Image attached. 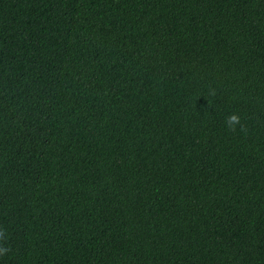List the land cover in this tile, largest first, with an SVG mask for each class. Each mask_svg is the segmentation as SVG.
<instances>
[{
  "label": "trees",
  "instance_id": "obj_1",
  "mask_svg": "<svg viewBox=\"0 0 264 264\" xmlns=\"http://www.w3.org/2000/svg\"><path fill=\"white\" fill-rule=\"evenodd\" d=\"M0 227V264H264V0H0Z\"/></svg>",
  "mask_w": 264,
  "mask_h": 264
},
{
  "label": "clouds",
  "instance_id": "obj_2",
  "mask_svg": "<svg viewBox=\"0 0 264 264\" xmlns=\"http://www.w3.org/2000/svg\"><path fill=\"white\" fill-rule=\"evenodd\" d=\"M238 123H239V117L237 115L233 114L228 118V120L226 122V126L229 129H232ZM0 237L7 239V237L5 235V229L3 227H0ZM8 250H9V246L7 244L3 243V241H0V254H3L5 252H7Z\"/></svg>",
  "mask_w": 264,
  "mask_h": 264
}]
</instances>
